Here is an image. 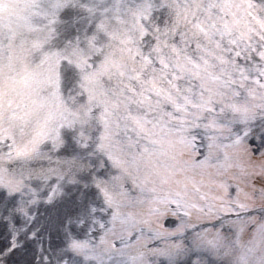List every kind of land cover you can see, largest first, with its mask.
I'll use <instances>...</instances> for the list:
<instances>
[{
    "label": "snow or ice",
    "instance_id": "obj_1",
    "mask_svg": "<svg viewBox=\"0 0 264 264\" xmlns=\"http://www.w3.org/2000/svg\"><path fill=\"white\" fill-rule=\"evenodd\" d=\"M0 264H264V0H0Z\"/></svg>",
    "mask_w": 264,
    "mask_h": 264
}]
</instances>
